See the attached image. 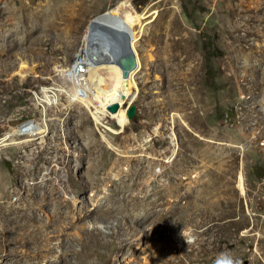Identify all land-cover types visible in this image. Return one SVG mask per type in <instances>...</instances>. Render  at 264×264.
Masks as SVG:
<instances>
[{"label":"rangeland","instance_id":"1","mask_svg":"<svg viewBox=\"0 0 264 264\" xmlns=\"http://www.w3.org/2000/svg\"><path fill=\"white\" fill-rule=\"evenodd\" d=\"M116 9L98 112L62 74ZM0 141V264H264V0H0Z\"/></svg>","mask_w":264,"mask_h":264},{"label":"bare ground","instance_id":"2","mask_svg":"<svg viewBox=\"0 0 264 264\" xmlns=\"http://www.w3.org/2000/svg\"><path fill=\"white\" fill-rule=\"evenodd\" d=\"M130 18L132 19L131 21H133V17ZM127 20L128 19L120 15L118 9L110 11L108 14L104 15L92 26L91 32L85 34V37H87L88 40H84L80 50L74 55L71 66L66 73L62 74L64 81L69 82L73 87V93H71L73 94V98L78 101H87V103H90L92 99H96L98 107L95 108L98 112L99 110L107 111L106 107L108 104L106 103H115L119 101V89H127V84L126 79L121 78L119 67L110 60L109 52L103 47L102 42L97 36L94 35V30L104 26L116 34H120L131 48L129 37L125 35L127 28L131 25V21ZM89 38H91V42H89ZM97 56L100 57L98 62ZM100 81L104 82L106 85L108 84V87L100 86ZM95 86L100 87V90L97 91ZM40 92L43 93V96H46L43 97V102L45 98H50V95L46 93V89L40 90ZM52 100L53 98L46 99L45 104L49 105L52 103ZM101 101H104L105 104H101ZM30 129H32V127L28 126L21 129L18 133L24 130L23 133L29 134ZM38 132L39 131H37V133ZM31 134L33 135L34 132ZM7 139V135H5L1 138V141H6Z\"/></svg>","mask_w":264,"mask_h":264},{"label":"water","instance_id":"3","mask_svg":"<svg viewBox=\"0 0 264 264\" xmlns=\"http://www.w3.org/2000/svg\"><path fill=\"white\" fill-rule=\"evenodd\" d=\"M98 31L100 36L97 38L109 52L110 60L119 67L121 78L126 79L136 66L135 54L120 34H116L104 26L98 28ZM117 107L116 103H112L106 109L109 112H114Z\"/></svg>","mask_w":264,"mask_h":264}]
</instances>
